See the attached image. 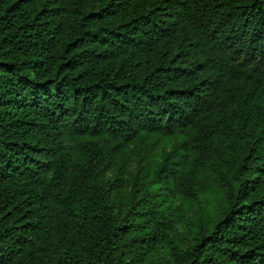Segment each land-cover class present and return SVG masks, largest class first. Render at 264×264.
Returning <instances> with one entry per match:
<instances>
[{"label":"trees","instance_id":"16d2710c","mask_svg":"<svg viewBox=\"0 0 264 264\" xmlns=\"http://www.w3.org/2000/svg\"><path fill=\"white\" fill-rule=\"evenodd\" d=\"M0 264H264V0H0Z\"/></svg>","mask_w":264,"mask_h":264},{"label":"rangeland","instance_id":"374dc122","mask_svg":"<svg viewBox=\"0 0 264 264\" xmlns=\"http://www.w3.org/2000/svg\"><path fill=\"white\" fill-rule=\"evenodd\" d=\"M177 144L178 142H159L152 149L149 142L136 143L131 151L119 158L116 169L111 175L112 178L117 176L122 180H132L143 165L154 166L162 157H166ZM215 202L216 200L212 197L210 204H215Z\"/></svg>","mask_w":264,"mask_h":264}]
</instances>
